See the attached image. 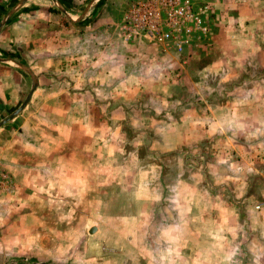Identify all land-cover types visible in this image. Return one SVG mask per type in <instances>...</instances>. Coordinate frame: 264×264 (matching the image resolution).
Wrapping results in <instances>:
<instances>
[{
	"label": "rangeland",
	"instance_id": "1",
	"mask_svg": "<svg viewBox=\"0 0 264 264\" xmlns=\"http://www.w3.org/2000/svg\"><path fill=\"white\" fill-rule=\"evenodd\" d=\"M112 1L117 6L121 4L118 7L120 13H123L129 2ZM214 1L218 2L219 8H224L222 4L225 0ZM214 1L190 0L202 12V31L183 44L181 50L170 41L155 43L143 38L125 40L119 30L121 20L118 24H107V29L116 33L118 40L115 41L118 44L136 45L140 50L155 45H172L173 48L169 46L174 54L166 56L169 60H162L165 56L161 54V59H157L159 63L153 59L156 67L151 69L155 74L163 71L162 76L172 80L175 90H183L180 82L181 77L186 75L183 67H191L199 58L200 65L208 63L215 56L216 63L227 62L231 54L228 44L232 46L234 41L244 44L246 40L251 50V61L257 67L264 61V52H261L264 51V30L258 27L255 36L246 33L248 38L238 37L234 40V35H226L233 30L232 24L223 17L222 11L215 9ZM19 2L21 0H6L0 6V14L5 15ZM87 3L69 15H78ZM24 4L20 3L13 12L15 14L7 19L6 24H9L1 30L10 26L14 29L15 26H18L17 29H30L28 50L31 51L32 59L28 61L15 57L16 62L6 60L9 61L7 64L16 67L24 76L32 77L35 83L37 78H45L41 80L50 82L54 80V84H39L40 89L54 92L57 5L49 0H29L26 6ZM64 6L69 8L67 4ZM46 8L51 18L45 13ZM253 9L258 12L260 6H254ZM62 14L61 25L71 26L68 24L69 15L66 12ZM94 19H81L82 23L76 25L85 22L90 24ZM257 22L264 28V21L257 17ZM250 24L247 22L244 29H248ZM220 27L223 30L222 39L214 42L213 35ZM14 41H18V38H14ZM221 45L224 48L219 47ZM214 46H218L219 52ZM143 55L145 53H140L139 57L141 70L146 67ZM21 64L27 67L23 69ZM164 64L171 66V69H161ZM254 67L250 70L249 81L234 92L231 87L235 85V77L222 74L221 71L216 75L204 74L198 87L201 99L197 102L189 99L176 107L193 101L196 104L194 107L201 112L212 111L214 118L205 114L204 123L212 125L213 132L203 133L200 137L194 132L188 134L187 145L183 144L175 151L150 153L153 149L147 142L150 139L157 140L159 135L157 129H152L155 125L150 126L152 117L162 111L160 103L151 99L140 102V110L135 108L138 118H145L144 127L149 128L143 140L137 139L133 130L125 126L122 117L126 110L115 107L108 113L115 130L109 133V140L102 147V152L88 157L83 148L43 149L41 155H52L55 167L61 165L60 168H66L64 173L71 174L72 169L83 170L86 167L81 185L79 181H73L71 176L65 175L71 181L61 180V174L54 173L47 178L44 188L37 190L34 186V190L30 189L34 193L31 195L22 189L18 192L14 178L4 168L0 169V242H9L0 247L4 248L2 252L5 253L10 246L19 250L17 255L0 253V264H255L240 257L264 256V245L260 239L261 236L264 239L262 226L257 223L255 216L250 215V212L264 215V150L259 144H247L251 149L244 147V142L260 143L263 140L264 67ZM59 84L67 87L62 81ZM245 86L252 89V92L248 91L251 94L244 92ZM145 87H149L145 90L148 92L153 88L151 85ZM193 90L187 89L188 92ZM159 93L168 92L165 87L159 86ZM25 96H22L9 116L21 106ZM159 99L165 100L161 95ZM27 103L11 119L20 114ZM114 105L117 106L116 102ZM176 107L173 109L175 112ZM188 107L190 110V105ZM249 110L251 116L244 117L242 114ZM37 115L40 120L44 119L43 111ZM131 141L140 142L141 145L135 148ZM216 158L219 159L218 168L225 175L227 187L231 184V189L226 190V205L221 211L212 213L210 203L213 197L208 180L210 174L207 172L217 169L214 164H210ZM152 160L161 164L163 171L158 167L155 170L161 173L156 178L149 175L148 178H139L136 171ZM67 161L71 163L66 164ZM179 165L182 170H179ZM183 172L191 177L192 184L191 204L187 208H184L185 201L179 198L181 190L177 187L180 183L178 176ZM201 173L206 174L202 178V185L197 178V174ZM73 182L78 185L74 186ZM234 220L241 222L240 229L232 226ZM91 228L94 230L90 233ZM218 256L220 259H217ZM231 256L234 257L230 262L227 258Z\"/></svg>",
	"mask_w": 264,
	"mask_h": 264
},
{
	"label": "crops",
	"instance_id": "2",
	"mask_svg": "<svg viewBox=\"0 0 264 264\" xmlns=\"http://www.w3.org/2000/svg\"><path fill=\"white\" fill-rule=\"evenodd\" d=\"M21 1V4L29 2V0ZM55 1L68 15L71 11L73 13L79 11L85 3H88L78 15H69L68 22L70 23L68 24H72L71 26L61 25L62 13L55 8L57 12L55 13L54 92L39 88V84L42 85L45 82L54 84V80L50 82L41 80L45 78L36 77L37 81L35 83L32 77L24 76L16 67L7 64L9 61L6 60L16 62L15 57L26 58L25 60L31 61V51L28 50L31 30L17 29L18 26H15L16 29L10 26L6 30H1L9 24V22L6 24L7 20L0 26V120L2 121H0V169L4 168L14 178L18 192L22 189L25 193L34 194L30 189L34 190V186L37 187V190L44 188L47 178L49 179L54 173L55 175L57 173L61 174L59 175L61 180L71 181L73 179V181H79L81 185L86 167H83V170L72 169L71 174L64 173L66 168H60L61 165L58 168L55 167L56 163L52 155L50 157L41 155V152H43V149L50 147H55L54 149L58 148L59 150L65 148L81 150L83 148L84 154L88 157L97 152H102V147L109 140V133L115 130L114 126H112L113 124L111 125L112 122L109 121L108 115L109 111L115 107L126 110L122 117L125 126L133 130L137 139L143 140V136L149 132V128L144 127L145 118H138L135 108L140 110V102L142 101L146 102L151 99L158 101L162 111L159 112V115H153V121L150 126L154 124L155 126L153 127L155 128L152 129H157L159 135L157 140L150 139L147 142L150 148L153 149L150 153L175 151L181 145H187L188 134L191 135L194 132L200 137L203 133L213 132L214 127L204 123L205 114L214 118L212 111L209 113L201 112L200 109L194 107L196 104L192 103L201 99L198 87L200 85L199 81L204 77L205 73L216 75L221 71L222 74L235 77L233 78L235 85L231 87L233 92L240 85H245L249 81L250 70L253 69L254 65L251 61V50L247 47L246 40L244 44L236 41H234L232 46L228 44L231 54L228 56L229 60L227 62L221 61L218 64L215 62V56L208 63L200 65L199 58L191 67L190 65L183 67L186 74L180 79L183 90H175L172 88V80L162 76L163 71L161 74L153 72L156 67L154 66L155 63H159L157 59H161L160 57L163 55L165 58H162V60L167 61L169 59L166 56L174 54L172 45H155L154 47L140 50L136 45L118 44L115 41V39L118 40L116 33L107 29V24L110 26L120 22L122 13H120L118 7L120 8L121 4L117 6L112 0H100L98 3H96L98 0H89L87 2H83L84 0ZM5 3L6 0H0V6ZM26 3L23 6H26ZM63 3L67 4L69 8H65ZM111 4L114 6L112 7ZM213 5L215 9L224 13L223 17L229 19L233 30L226 33V35H234V40L238 37L248 38L246 33L253 34L252 37L255 36L258 27L260 30H264L257 22V17L258 20L264 21V0H225L222 4L224 6L223 9L218 7V2L214 1ZM257 5L260 6L258 12L253 9ZM48 11L47 9L45 13L51 18L52 15ZM5 15L0 14V22ZM88 17H94L95 19L90 24L85 22L80 26L76 25L82 23L83 19L85 21ZM247 22H251V24L245 30L244 27ZM238 26H241V28H237ZM221 28L213 35L214 42H219L222 39L223 30ZM14 38H18V41H14ZM224 45L219 47L224 48ZM157 49H161V51ZM214 49L219 52L218 46H214ZM140 53H145L143 57L145 56V69L147 68V70L139 68ZM167 65L164 64L161 69H171V66ZM21 66L27 67L24 64H21ZM258 67L262 69L264 61H261L254 68ZM29 68H32V66ZM60 81L67 87L61 86L62 84H59ZM34 84L38 87H35ZM147 85L153 86L150 92L145 91L149 88L145 87ZM159 86L165 87L168 93L160 94ZM185 87L189 90H194L188 92ZM155 90L158 97L155 94ZM243 90L247 94L252 92V89L250 90V87L246 86ZM249 90L250 92H248ZM29 93L28 103L23 111L13 119H10V121L4 122V120L9 118H7V115L9 116L13 109L17 107L16 105L19 104L22 96H27ZM160 95L165 100L159 99ZM189 99L193 100L188 103L191 107L190 110L188 105L176 107L177 104L180 105L183 101H188ZM115 102L117 106L114 105ZM175 107L177 108L176 112L173 110ZM42 111L44 119L40 120L37 114ZM250 113L251 111L249 110L242 115L249 117L251 116ZM53 117L54 121L52 122ZM261 127L264 128V126ZM255 129L258 130V128ZM262 137L263 140L260 143L244 142V147L251 149V146L247 144H259L264 150V130ZM131 144L135 148L141 145L140 142L134 141H131ZM237 149L240 148L237 147ZM69 160L72 159L69 158ZM227 161L230 160L227 159ZM69 163L71 162H66V164ZM210 164H214L217 167V169H211L207 172L210 174L208 180L211 182L210 193L213 197L210 205L213 209L212 213H217L226 205V190L227 188L231 189V184L227 187L225 175L221 173L220 167L218 168L220 164L218 158L213 159ZM179 166V170H182V166ZM158 167L161 169L163 166L152 160L147 165L140 167L136 173L141 179L144 177L148 178V175L156 178L161 173L160 170H155ZM161 171H163V168ZM65 175L71 176L72 179L67 178ZM165 176H167V173H165ZM205 177V173L197 174L200 185H202V178L204 179ZM178 178H180V183L177 187L181 190L179 198L185 201L184 208H187V205L191 204V177L183 172ZM73 183L74 186L78 185L75 182ZM187 186H190L189 189H187ZM198 187L199 185L196 186V191ZM250 215L255 216L257 223L262 226L261 231L263 230L264 232V215H254L253 212H250ZM233 222L232 226L240 229L241 222L235 220ZM260 239L264 245L263 237L261 236ZM0 243H2L0 244L2 247L9 244V242ZM2 247H0L2 255H17L19 251L17 248L10 246L5 253L2 252L4 249ZM182 255L184 256L185 254L182 253ZM232 257L234 256L227 258V260L233 261ZM240 257H243L241 259L248 262L253 261L255 264H264L263 255L260 257L242 255ZM217 259H220L219 256ZM239 259L236 258V260Z\"/></svg>",
	"mask_w": 264,
	"mask_h": 264
},
{
	"label": "built area",
	"instance_id": "3",
	"mask_svg": "<svg viewBox=\"0 0 264 264\" xmlns=\"http://www.w3.org/2000/svg\"><path fill=\"white\" fill-rule=\"evenodd\" d=\"M202 12L190 0H129L119 30L123 39L172 42L178 50L202 31Z\"/></svg>",
	"mask_w": 264,
	"mask_h": 264
},
{
	"label": "water",
	"instance_id": "4",
	"mask_svg": "<svg viewBox=\"0 0 264 264\" xmlns=\"http://www.w3.org/2000/svg\"><path fill=\"white\" fill-rule=\"evenodd\" d=\"M49 1H52V2H55V4L57 5V8L65 15V11L56 3V1L55 0H49ZM22 2V1H21ZM20 2V3H21ZM20 3L19 4H17L16 6H14L13 8H11V10L4 16V18L1 20V22H0V26L8 19V17L17 9V7H19V5H20ZM23 69H24V67H22ZM29 96H30V93L26 96V98H25V100H24V102L21 104V106L14 112V114H16L17 112H19L23 107H24V105L26 104V102L28 101V98H29ZM14 114H12L11 116H9V118L8 119H6V120H4V122L5 121H8L9 119H11L12 117H13V115ZM94 230V228H91V230L89 231L90 233L92 232Z\"/></svg>",
	"mask_w": 264,
	"mask_h": 264
}]
</instances>
